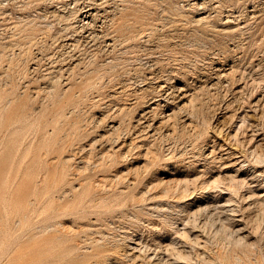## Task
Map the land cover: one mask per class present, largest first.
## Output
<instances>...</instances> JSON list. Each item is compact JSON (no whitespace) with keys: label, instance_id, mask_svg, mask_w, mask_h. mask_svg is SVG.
<instances>
[{"label":"rangeland","instance_id":"1","mask_svg":"<svg viewBox=\"0 0 264 264\" xmlns=\"http://www.w3.org/2000/svg\"><path fill=\"white\" fill-rule=\"evenodd\" d=\"M0 228V264H264V0H0Z\"/></svg>","mask_w":264,"mask_h":264},{"label":"bare ground","instance_id":"2","mask_svg":"<svg viewBox=\"0 0 264 264\" xmlns=\"http://www.w3.org/2000/svg\"><path fill=\"white\" fill-rule=\"evenodd\" d=\"M0 230H2V228H0ZM0 245H2V243L0 242ZM9 247H6V251L8 252ZM4 253V252H3ZM5 254V253H4Z\"/></svg>","mask_w":264,"mask_h":264}]
</instances>
